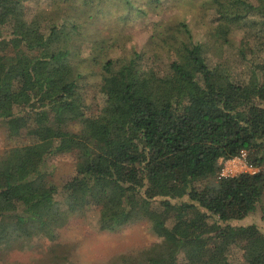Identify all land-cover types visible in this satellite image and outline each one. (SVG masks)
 <instances>
[{
  "label": "trees",
  "instance_id": "obj_1",
  "mask_svg": "<svg viewBox=\"0 0 264 264\" xmlns=\"http://www.w3.org/2000/svg\"><path fill=\"white\" fill-rule=\"evenodd\" d=\"M115 1L125 13L111 20L103 3ZM195 1L50 0L47 10L0 0V48L39 52L17 74L13 56L1 59L0 122L19 143L0 154V244L53 239L69 215L94 209L100 229L144 220L160 264H264V234L233 225L264 195V5L212 0L208 10ZM91 4L108 16L104 26L81 13ZM197 7L204 24L246 20L242 37L202 51L199 25L178 18ZM134 15L148 18L147 40L127 48L120 37ZM68 36L77 60L64 49ZM83 92L91 102L80 105L73 97ZM71 123L85 130L51 131L41 156L45 128ZM242 151L258 172L220 178L221 163ZM54 153L75 161L60 189L45 162ZM147 250L111 264H155Z\"/></svg>",
  "mask_w": 264,
  "mask_h": 264
},
{
  "label": "rangeland",
  "instance_id": "obj_2",
  "mask_svg": "<svg viewBox=\"0 0 264 264\" xmlns=\"http://www.w3.org/2000/svg\"><path fill=\"white\" fill-rule=\"evenodd\" d=\"M256 1L262 6L264 5V0ZM37 2L44 9L49 10L51 8L50 0H37ZM117 2L115 1L109 5L103 3L105 4L103 7L105 9L108 8L110 15H113L111 20L115 19L117 15L125 13L121 5H119L120 3ZM195 3L197 6H203L208 10L214 6L212 0H198ZM101 8L91 4L83 7L81 13L87 17H95L98 14L100 18L99 24L104 26L108 22L106 21L108 16L106 13L100 14ZM199 11L198 7L192 8L187 12L183 9L178 18H181L184 14L189 23L199 25L196 31L200 32V38L202 37V51L209 50L214 42H223L227 39L239 40L242 37V28L246 20L238 18L230 25L208 22L204 24L202 21L205 20L202 19ZM147 15L151 17L152 14L149 13ZM134 16L133 19L126 21V30L120 37V42L127 48L139 47L147 40V31L144 28V24L148 21V18H141L140 15ZM73 23H78V21L72 19L65 25L71 26ZM63 45L69 56L77 60L79 57L76 51L77 41L72 36H68L64 39ZM40 52L47 53L43 50ZM37 54L39 55V52L29 50L19 42L11 43L10 49L0 48V65L3 57L13 56L16 60L15 64L19 63V66L13 67L12 74H17L19 67H24L28 59ZM97 77L92 75L89 81L93 83ZM89 88L93 87L88 86L85 90L88 92ZM80 95L77 94L73 97L78 104L82 105L81 100L83 97L86 103L91 102L87 99L85 92ZM4 127L5 123L0 122V154L14 144L19 143V139L7 137ZM54 130L62 133L67 131L77 132L85 130V126L71 123L66 128L65 124L55 125L51 129L45 128L44 135L46 140L39 147L41 156L48 155L47 150L52 143L51 131L53 132ZM45 162L49 171V180L58 189L75 174V161L70 154L54 153L47 157ZM224 164L225 162H222L221 167ZM177 195L182 196V191L178 190ZM99 215V212L94 209L84 214L69 215L65 222L64 220L62 221L64 222L63 225L58 226L53 239H48L42 235L33 236L29 239L23 237L11 238L9 241L0 244V264H111L119 256L138 254L147 250L157 240L156 234L142 219L133 220L114 230H105L100 229L97 225ZM252 224H255L264 234V195L253 214L241 221L233 222L235 226ZM146 254L156 260L155 264H160L151 251L147 250Z\"/></svg>",
  "mask_w": 264,
  "mask_h": 264
},
{
  "label": "built area",
  "instance_id": "obj_3",
  "mask_svg": "<svg viewBox=\"0 0 264 264\" xmlns=\"http://www.w3.org/2000/svg\"><path fill=\"white\" fill-rule=\"evenodd\" d=\"M225 164L220 168L219 177H233L241 173L255 174L258 169L251 166L246 161V152L242 151L238 157L224 161Z\"/></svg>",
  "mask_w": 264,
  "mask_h": 264
}]
</instances>
